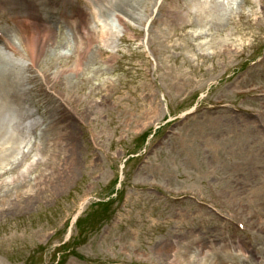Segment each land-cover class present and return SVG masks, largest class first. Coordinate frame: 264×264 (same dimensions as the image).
I'll use <instances>...</instances> for the list:
<instances>
[{"label":"rangeland","instance_id":"rangeland-1","mask_svg":"<svg viewBox=\"0 0 264 264\" xmlns=\"http://www.w3.org/2000/svg\"><path fill=\"white\" fill-rule=\"evenodd\" d=\"M220 1L227 16L200 23L192 0L133 16L47 0V37L29 14L37 55L66 70L39 96L67 95V114L0 119L16 145L0 153V264H58L66 240L59 264H264V0ZM1 11L0 62H29L6 44L26 52L24 15Z\"/></svg>","mask_w":264,"mask_h":264},{"label":"bare ground","instance_id":"bare-ground-1","mask_svg":"<svg viewBox=\"0 0 264 264\" xmlns=\"http://www.w3.org/2000/svg\"><path fill=\"white\" fill-rule=\"evenodd\" d=\"M74 2V0H72ZM82 2L84 0H76ZM99 3L105 0H96ZM109 1L108 6L111 10L121 11L124 14L133 16L135 12L140 8L144 7L146 10H150L153 5H156L158 0H107ZM193 3L188 6L194 7L195 16L199 19L200 23H204L209 17L224 19L227 14V5L224 6L223 1L217 0H192ZM47 0H0V11L7 10L11 11L14 17L18 15H24V22L27 25L24 31V39L21 41L22 45L26 49V52H22L18 47L11 41L6 44L17 52L21 58L27 59L29 62L22 61V63H12L11 65H5L0 62V119L7 112L15 111L18 112L21 117L25 118H36V111H33L29 106H37L40 110L39 118L43 121H58L64 118L67 114V95H61L57 100H48L49 104L44 105L41 95L39 93L40 86L37 84V80L44 78L46 88L52 87V89L61 88L60 78L66 70L52 71L54 58L59 57L58 52H52L51 49H47V52L42 51L41 58L37 55L36 49L39 43V39L35 37L36 25L31 20L29 14L36 12L39 18L45 22L41 25L44 27L42 32L44 37L51 36L54 33V28L50 23V9L46 4ZM71 3V0H69ZM177 7H182L178 6ZM2 12V11H1ZM43 16V17H42ZM44 16L46 17L44 21ZM78 28V27H77ZM76 29V28H75ZM39 33V32H37ZM4 36V34H3ZM58 43L62 44V40ZM76 47L80 49V40L76 36ZM79 45V46H78ZM82 57L84 55L81 53ZM40 62L43 64L40 70H37V74L31 70L37 67ZM76 70L81 69L80 62H76L74 67ZM72 69V68H71ZM29 70L30 73H27ZM42 80V79H41ZM28 83L31 86L27 85ZM47 83V84H46ZM37 85V87H36ZM44 85V83H43ZM44 93V92H43ZM57 101L59 103H57ZM54 102L53 104H51ZM4 131L0 127V137H3ZM16 145L11 144L5 147L0 146V153L15 149Z\"/></svg>","mask_w":264,"mask_h":264},{"label":"trees","instance_id":"trees-1","mask_svg":"<svg viewBox=\"0 0 264 264\" xmlns=\"http://www.w3.org/2000/svg\"><path fill=\"white\" fill-rule=\"evenodd\" d=\"M79 224V223H78Z\"/></svg>","mask_w":264,"mask_h":264}]
</instances>
